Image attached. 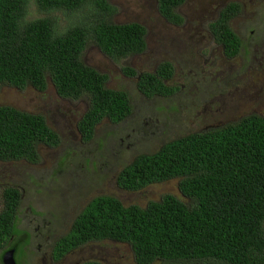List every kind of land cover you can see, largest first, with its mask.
Instances as JSON below:
<instances>
[{
	"label": "trees",
	"instance_id": "16d2710c",
	"mask_svg": "<svg viewBox=\"0 0 264 264\" xmlns=\"http://www.w3.org/2000/svg\"><path fill=\"white\" fill-rule=\"evenodd\" d=\"M31 1L40 17L27 19L29 0H0V88L43 92L51 85L59 97H86L89 109L78 131L88 142L98 123L107 119L119 124L131 106L126 92L106 88L107 77L83 63L82 52L92 42L113 60L140 54L144 28L112 23L115 10L106 0ZM179 3L158 0L160 12L171 22L179 19L172 12ZM230 10L211 25L227 58L241 54L242 46L228 27ZM54 13L78 16L60 30ZM172 72L163 63L154 73L141 74L136 88L148 99L165 100L175 91L164 83ZM123 73L135 76L130 68ZM207 126L169 140L152 154L136 156L116 178L118 188L127 192L175 180L177 195L162 194L144 207L123 206L111 196L92 198L56 241L54 259L109 240L129 246L135 264H264V116L248 113ZM58 142L43 116L0 106V161L35 163L38 145ZM2 198L0 260L9 249L16 255L28 244L27 233L16 227L19 194L9 188Z\"/></svg>",
	"mask_w": 264,
	"mask_h": 264
},
{
	"label": "rangeland",
	"instance_id": "374dc122",
	"mask_svg": "<svg viewBox=\"0 0 264 264\" xmlns=\"http://www.w3.org/2000/svg\"><path fill=\"white\" fill-rule=\"evenodd\" d=\"M197 2L198 11H203L204 0ZM40 16L34 11L32 1L29 0L27 19ZM53 16L58 19L60 30H63L77 19L78 15L70 18L62 13H54ZM191 16L194 17V21L201 17V15ZM233 25L249 52L247 56L241 53L227 60L224 55L222 57L219 55L220 50L214 49L211 64H205L198 59L193 64L191 58L194 59V55L186 56L179 53L181 48L169 47L164 58L178 65L175 82L183 86L181 93L172 97V101L140 98L132 80H124L119 76V72L113 73L110 86L128 90L135 104L133 114L127 120L117 125L107 119L103 120L101 125L96 127L91 142L83 144L80 143L77 133L74 130L72 132L68 127L66 120L56 119L61 137L57 149L40 147L43 160L36 167L21 165L4 175L5 181L12 183L13 180L21 187L20 227L28 229L37 237L45 234L50 236L47 246H41L38 258L46 253L49 254L53 240L67 231L76 212L94 197L111 196L118 199L123 206L144 207L148 201L158 200L162 194H178L175 180L149 186L138 192H127L118 188L116 185L118 172L136 156L152 154L164 143L190 130H198L208 124L221 126L224 122L236 120L251 110L258 115H264V100H256L258 94L250 99L245 98L247 90L243 91V88L250 86L257 91L255 87H260L264 80V71L261 72L264 70V7L262 10L247 7L245 15L235 20ZM205 30V26L198 21L197 38H201L205 34L202 31ZM94 50L91 48L88 50L89 56L94 54ZM155 53L156 56H151ZM148 54V59L142 56L131 62V65L141 71L150 69L161 54V44L155 41L154 49ZM247 80L251 81L247 82ZM236 88H238V98L233 97L234 101L231 105L226 95ZM33 90L19 91L7 85L2 86L0 106L42 113L36 107L37 101L50 100L54 90L51 85H48L44 93ZM209 99L215 100L214 105L211 111L208 109L204 111L210 102ZM30 106L34 107L29 109ZM160 107L163 110H160ZM46 115L47 125L50 128L56 125L51 116ZM141 119H144V125L141 122L139 129L133 130ZM99 143L101 148L97 150ZM89 158L93 159L97 166L95 170L93 167L90 168V172L87 173L84 160ZM60 160H66L61 168L56 165V161ZM104 164L111 166L113 172L108 173V169L105 170L103 167ZM7 176L8 179H5ZM28 208L35 211L34 216L29 213ZM47 218H51L52 224L43 226V222L47 223ZM37 248V244H33L30 250L32 253L37 252ZM1 253L0 250V255ZM19 255H24L22 250H18L15 255L16 263L25 264ZM74 260L95 261L99 264H135L129 246L109 240L93 242L74 250L64 264H74ZM26 261L34 264L31 256Z\"/></svg>",
	"mask_w": 264,
	"mask_h": 264
},
{
	"label": "flooded vegetation",
	"instance_id": "af4514ba",
	"mask_svg": "<svg viewBox=\"0 0 264 264\" xmlns=\"http://www.w3.org/2000/svg\"><path fill=\"white\" fill-rule=\"evenodd\" d=\"M109 5H111L114 8V13L112 14V17L110 18V21L116 25H128V24H137L140 25L144 28V42H145V49L142 53L136 54V55H129L127 57L121 58V59H116L113 60L110 58L108 55L104 54L98 46H96L94 43H88L86 44L83 52H82V61L84 64L92 67L98 68L101 74L105 75L107 77L106 82L104 83L105 87L108 89H112L115 91H123L126 92L129 96V104L131 106V113L122 121L127 120L132 114L135 109V104L132 102V98L129 94V91L124 89L123 87H115L113 88L110 86V81L112 80V74L119 72V76L122 77L124 80H132L134 83V87L136 88V82L138 81V78L141 74L143 73H154L156 69L163 63H168L172 67V74L171 77L164 80V83L168 86L174 89V93L167 99V101H172V97L177 95L178 93H181L183 86L175 82V78L177 76V68L178 65L175 64V62L171 61L170 59L164 58L167 53L166 51L168 50L169 47L173 48H181L179 50L180 54L190 56L191 57L194 55V59L191 58V63L195 64L196 60L198 61H203V63H212V60L214 58V49L220 50V56L222 55L225 56V47L222 44H219L215 41L212 30H211V25L216 22L220 15L223 14V12L226 11V9H231L230 10V18L228 19V27L232 30V32L239 38V40L242 43L240 53H245L246 55L249 54L248 50L244 47V43L242 42L241 38L238 36V34L235 32L236 28L234 27V21L242 18L243 15H245V10L247 7L250 9H255V10H262L264 7V0H204L203 2V11L200 10L198 11V5L197 0H181V3L174 5L172 8V12L175 16H178L179 19L174 18V21H169L166 19V17L163 16V13L160 12L159 10V5H158V0H106ZM210 9V11H209ZM191 15H201V17L198 20L194 21V17ZM205 15V16H204ZM194 21V22H193ZM205 26V34L202 35L201 38H197V23ZM252 34V31L250 32ZM158 42L161 44V54L158 55V60H156L152 66H150V69H144V70H139L136 69V67H133L131 62L135 61L136 59L144 56L147 59L149 58V52L154 49V43ZM204 43V44H203ZM95 49L94 54L89 56L88 50L89 49ZM165 50V51H164ZM164 52V53H163ZM238 55V54H237ZM236 55V56H237ZM240 55V54H239ZM151 56H156V53L151 55ZM235 56V57H236ZM226 57V56H225ZM233 57V58H235ZM233 58H227V60L233 59ZM195 62V63H194ZM124 68H130L135 72V76L130 77L126 76L123 73ZM262 70L261 72H263ZM251 80H247V82H250ZM258 84V83H256ZM262 85L255 87L257 91L254 90L253 86L251 87H245L243 88V91L247 90L245 98L250 99L252 96L256 97V100H264V80L261 83ZM33 90L30 87H27L26 89L22 90ZM35 91V90H33ZM46 91V90H45ZM43 92H37V93H44ZM238 88L235 90L227 93L226 97L229 98L228 103L233 105L234 98L237 97V92ZM249 91H252L251 93ZM137 93H139L140 98L142 97L143 99L148 100V98L139 92L137 90ZM239 94V93H238ZM234 97V98H233ZM157 98V97H155ZM241 98V97H240ZM158 99V98H157ZM210 100V99H209ZM61 101V102H60ZM215 100H210V102L206 105L204 111L208 109L211 111L213 105H214ZM36 107H38V110H41L42 113H35V112H30L28 111L29 114L32 115H41L44 117L46 121V114H49L52 118V121L55 122L56 125H52L49 129L53 131L59 138V142L56 146L51 147V146H43V145H38L37 146V153L39 157V161L35 163H29L25 160H16V161H0V211L2 209V196L3 193L5 192L6 189H14L16 192L19 194V199L21 201L22 195H21V187H19L18 183H15L12 180V183L9 181H5L4 175H6L9 170L15 169L18 166L24 165L28 167H36L42 160L43 156L41 155V149L46 148V149H53L56 150L57 147L61 143V137L58 133V121L56 119L66 120L68 127L77 133V137L80 140V143L83 144H88L91 142L95 130L97 126L101 125L98 123L94 129H93V135L91 139L87 141H83L81 138V134L78 131V124L82 120V117L84 114L87 112L89 109V102L86 97H80L78 100H72V99H67V98H62L59 97L55 92L51 96L50 100H47L44 102V100H39L36 103ZM142 104V102H141ZM235 105V104H234ZM27 106V105H26ZM34 106H30L29 109H32ZM23 111V110H22ZM174 112V110H173ZM249 114H257V112L254 113V111L248 112ZM245 114H242L241 116H244ZM258 115V114H257ZM240 116V117H241ZM262 116V115H259ZM264 116V115H263ZM239 117V118H240ZM237 120V119H236ZM121 121V122H122ZM144 119H141L136 125L135 129H139L141 122H143ZM235 121V120H233ZM110 122V121H109ZM229 122V121H228ZM112 123V122H110ZM227 123V122H224ZM223 123V124H224ZM47 124V122H46ZM114 124V123H112ZM221 124V123H220ZM117 125V124H116ZM144 125V122H143ZM211 126L212 124H208ZM222 125V124H221ZM212 126H219L217 124H213ZM208 126L202 127L207 128ZM72 132L71 135H72ZM73 137V135H72ZM101 144L99 143L97 146V150H100ZM48 151V150H46ZM50 152V151H48ZM51 154V152H50ZM58 160V159H56ZM90 161V164L88 162ZM133 161V160H132ZM66 160H60L56 161V165L59 166V168L63 167L65 164ZM96 162L89 158L88 160H84V168L87 173L90 172V168L93 167V170L96 169ZM103 167H105V170L108 169V173L113 172V169L111 166L104 164ZM122 170V169H121ZM120 170V171H121ZM119 174V172H118ZM117 178V177H116ZM8 179V176L5 178ZM117 185V184H116ZM118 187V186H117ZM30 211L29 213L34 216L35 211L31 210L28 208ZM52 216V215H51ZM16 224L17 228L20 227L21 223V215H20V202H19V207L17 208L16 212ZM53 220L54 217L52 216ZM51 219V218H50ZM50 219H46V222H43V226L46 224H52ZM67 226V225H66ZM24 230L27 235H28V244L25 245L23 252L24 255L22 256V260L24 261L25 264H30L28 261V257H33L34 259V264H64L69 259V256L74 250L80 249L84 246H87L91 243H87L82 247H78L76 249H73L69 251L68 253L64 254L61 258L59 259H54L53 257V249L56 244V241L60 240L64 235L67 234L68 231H66L64 234L56 237L53 242L51 243L50 247V252L49 254L46 253L40 258H38L39 253L41 252V246H47L48 244V239L49 235H40V236H34L32 233L25 228H21ZM66 229V228H65ZM10 241H12L10 239ZM33 244H37V252H33L30 250V247ZM2 250V249H0ZM14 251V256H15V250L14 249H9ZM2 260V259H1ZM1 262V261H0ZM88 262L86 260H74V264H82ZM2 264V262H1Z\"/></svg>",
	"mask_w": 264,
	"mask_h": 264
},
{
	"label": "water",
	"instance_id": "95a60500",
	"mask_svg": "<svg viewBox=\"0 0 264 264\" xmlns=\"http://www.w3.org/2000/svg\"><path fill=\"white\" fill-rule=\"evenodd\" d=\"M94 70L98 71L100 73V71L98 70V68L96 67H92ZM2 264H17L16 260L14 258V251L13 250H8L4 253V255L2 256V260H1Z\"/></svg>",
	"mask_w": 264,
	"mask_h": 264
}]
</instances>
